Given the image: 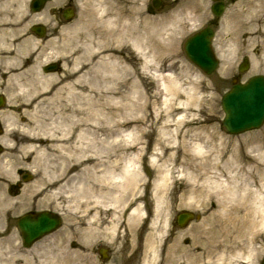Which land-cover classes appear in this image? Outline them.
I'll use <instances>...</instances> for the list:
<instances>
[{
    "label": "rangeland",
    "instance_id": "374dc122",
    "mask_svg": "<svg viewBox=\"0 0 264 264\" xmlns=\"http://www.w3.org/2000/svg\"><path fill=\"white\" fill-rule=\"evenodd\" d=\"M132 1L86 0L84 7L79 9V14L74 20L73 47L78 46L80 41L89 47H95L100 32L109 30L107 20L113 18L115 11L106 10L100 14L101 19L97 20L94 12L99 5L107 8L114 3H129L127 5L129 6ZM150 1L136 0L134 6L141 11L142 18H163L168 21L160 37L163 50L160 51L154 47L149 51L147 54L148 75L138 79L140 82L133 88L132 95L112 97L109 93L100 92L102 85L100 83L77 82L73 85L71 92L66 91L65 88L60 90L66 83L63 85L58 83L57 88H60L56 89L60 91L57 92L54 88L51 93L44 94L47 97L40 96L39 99L30 101L34 95L33 91L16 92L15 95H10L12 98L5 101V106L0 111L2 127L0 135V264H23L21 260L24 261V258L31 260L35 252L44 249L53 241L60 246L59 252L64 249L65 253H69L66 264H140L141 257L153 238L160 250L164 241L169 244L176 237H180L181 241L188 228L201 224L211 214V211H204L200 203L194 200L191 201L190 206H180L179 193L176 188H173L172 207L164 210L167 214L164 227L152 229L149 223L155 218V214L150 187L145 190L143 185L137 183L135 188L117 205L92 204L91 213L94 217L91 222L73 226L82 215L80 209L76 207L70 209L73 202L67 198L68 195L65 192L67 187H64L61 193L57 194V192L59 186L64 184L71 175H77V171L82 167L77 166L75 157L72 158L71 147L68 148L69 143L65 140L49 138V133L64 128L65 123L62 117L67 116L68 113H84L88 116L89 125L96 130L93 134L95 136L93 150L106 151L110 145L115 144L121 148H130L127 155L132 158L139 154L135 159L136 167L144 182H152L154 179L153 171L147 167L148 161L154 157L157 149L159 131L169 127L173 130L177 128L181 132L190 130V135L200 134V139L191 144L195 153L199 152V155L190 157L196 162L208 159L210 163L220 165L229 159L238 162L243 160L241 164L245 165L244 177L249 189L264 192V124L258 130L240 135H229L222 125L224 114L220 99L230 89V78L238 74V70L228 68L223 61L229 59L222 56L223 61L218 68L213 74L207 76L189 62L183 52L182 46L185 39L206 25L208 2L172 0L158 9H152ZM247 9H252L250 12L256 13L257 5L248 3ZM125 22L122 21L121 24ZM252 23L255 24L256 21ZM249 31L252 30L245 29L246 37L243 41L238 37L236 44L232 43L234 39H229L228 42L232 44L227 46L228 49L236 50L237 48L238 56L254 52L257 39L255 34L248 33ZM243 32L244 30L240 34L242 35ZM132 55L139 62L144 61L136 53ZM251 55L254 64L245 75L241 76L243 80L259 72L257 53ZM135 82V79L131 80V83ZM82 90L86 94L84 100L75 96ZM121 90L125 91V88ZM35 105L39 107L37 115L39 122L26 125L27 115L35 114ZM2 113L10 117L6 123L1 119ZM38 126L41 128L35 129ZM111 130L118 132L116 138L110 134L105 137L107 131ZM129 131L131 134L128 138L124 134ZM148 131H151L149 135H143ZM33 134H42L43 142L39 143L32 139ZM221 148H224L223 152ZM120 151L124 152L123 149ZM205 151L204 156H201ZM188 153L190 155V152ZM140 155L143 156L142 160L139 158ZM105 156L102 157L104 161L107 160ZM69 164L77 165L63 174L62 169ZM175 169H180L178 163ZM20 171L29 173L31 180L23 183ZM18 184L20 186H17ZM132 202L128 209V205ZM134 207H139L140 213L146 216V221L138 223L133 218L131 221L128 213H124L122 218L124 223L114 232L115 217L122 210L129 211ZM27 211L58 213L62 224L54 233L42 238L31 248L24 249L15 221L18 216ZM181 211H190L196 216V219L185 228H179L175 223V216ZM98 233H103L104 238L92 237L93 234ZM71 239L75 242V246H69ZM100 247L109 251L105 260H102L98 254ZM230 250H232L231 254H240L243 258L250 255L253 258L252 262L246 263L244 259H237L233 262L217 264H259L264 256V227L258 226L245 233L241 239L233 240L230 243ZM16 251L20 254L19 260L12 261Z\"/></svg>",
    "mask_w": 264,
    "mask_h": 264
},
{
    "label": "bare ground",
    "instance_id": "6f19581e",
    "mask_svg": "<svg viewBox=\"0 0 264 264\" xmlns=\"http://www.w3.org/2000/svg\"><path fill=\"white\" fill-rule=\"evenodd\" d=\"M134 1L136 0H133L129 6H127L129 3H114L107 8L99 5L94 12L97 20L101 19L100 14L106 10L115 11L113 18L107 20L110 28L100 32L95 47H89L82 41L78 46L73 47V79L60 90L65 88L66 91L71 92L75 83L88 82L102 84L100 92L109 93L112 97L121 95L127 97L133 94V88L138 86L141 77L148 75L147 54L149 51L154 47L160 51L163 50L160 37L168 22L163 18H142L141 11L134 6ZM122 21L126 22L121 24ZM132 53H136L144 61L139 62ZM132 79L136 82L131 83ZM40 86L33 91L34 96L30 98V101L33 98L42 97L45 93V83L42 82ZM122 88H125V91H122ZM53 90L54 88L49 92ZM84 92L82 90L75 96L84 100L86 98ZM35 107V114L27 115L26 125L39 122L37 121L39 107L36 105ZM8 118L10 117H7L5 113L1 114V119L5 123L9 120ZM62 120L65 123L64 128L49 133V138L65 140L69 143L70 154L72 158H76L78 165L69 164L61 172L65 174L76 165L82 167L77 171V175H71L64 184L59 186L57 192L59 194L64 187H67L65 191L67 198L73 202L70 209L73 207L80 209L82 215L73 226L91 222L94 217L91 213L92 204L117 205L135 188L137 183H140L145 190L150 187L151 191L155 218L151 220L149 227L163 228L167 216L164 210L172 207V189L176 188L180 197V206H190L191 201L194 200L200 203L204 211H211V214L201 224L188 228L182 242L180 237L172 239L169 244L164 241L159 250L153 238L143 253L140 264H217L233 262L237 259H244L246 263L252 262L253 258L250 255L243 258L240 254H231L232 250H230V243L233 240L241 239L245 233L258 226L264 227V192L249 189L244 177L245 165L241 164L243 160L238 162L229 159L220 165L210 163L208 159L196 162L190 157L199 155V152L195 153L191 144L200 139V134L190 135V130L181 132L177 128L173 130L167 127L159 131L157 149L154 157L148 161L147 167L153 171L154 179L152 182H144L136 167L135 159L139 154L132 158L127 155L130 148H121L115 144L110 145L106 151L93 150L95 147L93 134L96 130L89 125L90 119L84 113H68L67 116L62 117ZM39 128L41 126L35 127V129ZM150 132L143 135H149ZM117 133L116 130L107 131L105 137L110 134L116 138ZM130 134L129 131L124 135L129 138ZM41 137H43L42 134L32 135V139L39 143L43 142ZM223 150L224 148H221L222 152ZM205 153L206 151L201 156ZM104 155L107 159L105 161L102 160ZM139 158L142 160L143 156L140 155ZM163 158L165 160H162ZM177 163L180 165L179 170L175 169ZM57 194L54 193L55 196ZM140 212L139 207H134L128 213L129 220L133 218L138 223H144L146 218ZM124 213L125 211L122 210L115 217L114 232L124 223L122 221ZM92 237L104 238V234H93ZM69 246H75L72 239L69 240ZM59 249L60 246L53 241L44 249L35 252L31 260L24 258V261H21L23 264H66L69 253H65L64 249L59 252ZM19 257L20 254L16 251L12 261L19 260Z\"/></svg>",
    "mask_w": 264,
    "mask_h": 264
},
{
    "label": "flooded vegetation",
    "instance_id": "af4514ba",
    "mask_svg": "<svg viewBox=\"0 0 264 264\" xmlns=\"http://www.w3.org/2000/svg\"><path fill=\"white\" fill-rule=\"evenodd\" d=\"M86 0H0V97L12 98L17 92L35 91L45 83L44 92L56 89L73 79L74 20ZM257 2L256 32L257 67L264 77V0H211L210 27L213 30L212 50L221 64L222 56L230 69H238L250 54L238 56V33L250 17L244 3ZM215 6L218 12L211 10ZM244 37H246L244 35ZM242 37V41L244 39ZM234 39V42L228 40ZM256 50V51H255ZM229 52V54H228ZM232 79L244 83L240 74ZM29 86H28V85ZM34 96V95H33Z\"/></svg>",
    "mask_w": 264,
    "mask_h": 264
},
{
    "label": "water",
    "instance_id": "95a60500",
    "mask_svg": "<svg viewBox=\"0 0 264 264\" xmlns=\"http://www.w3.org/2000/svg\"><path fill=\"white\" fill-rule=\"evenodd\" d=\"M158 6L159 1L153 0ZM212 33L206 28L186 40L184 52L187 58L205 74H211L216 67V61L210 48ZM2 101L0 100V106ZM225 113L224 127L230 134H238L258 128L264 121V80L261 77L251 79L246 85H235L222 101ZM29 179L28 175L23 176ZM193 215L182 213L177 216V223L184 226ZM59 220L47 213L26 214L18 219L17 226L21 232L23 244L30 246L35 240L55 230ZM104 253L103 250L100 251ZM264 264V261L263 263Z\"/></svg>",
    "mask_w": 264,
    "mask_h": 264
}]
</instances>
